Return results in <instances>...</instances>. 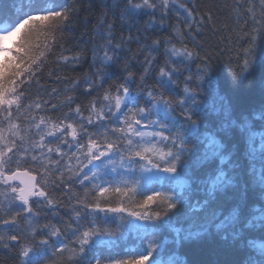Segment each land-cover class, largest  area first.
<instances>
[{
  "label": "trees",
  "instance_id": "obj_1",
  "mask_svg": "<svg viewBox=\"0 0 264 264\" xmlns=\"http://www.w3.org/2000/svg\"><path fill=\"white\" fill-rule=\"evenodd\" d=\"M52 2L56 3V10L52 8L48 12L61 8L70 9L71 20L63 26V32L57 33L54 39L49 38L45 41L42 36L39 38V50L44 52L43 57L39 60L40 70L32 77L30 83L17 86L16 94L20 98L19 110L14 105L11 118L6 119V111L0 115V128L3 129V143L15 144L20 149L10 167L16 169V161H19V169L28 170L31 168L38 178L41 175L44 176L51 194L50 198L56 201L55 208L44 210L45 208L38 207L39 223L50 222L63 227L73 215L70 209L76 204L77 197L83 198L84 189L79 183H75L65 195L64 186H56L60 183L57 178L63 174V178L72 183L68 178L71 176L72 170L79 167L80 161L84 157L80 155L79 160L74 157L69 158V153L61 158L57 157L55 152L48 153L47 147L33 148V144L40 140V133L46 130L43 125L37 129L35 122H39L41 116L48 123H59L61 119H64L69 112V105L66 101L68 95L74 97L71 107L74 108L79 104L84 114H88L86 109L98 93H86L84 88L87 82L94 79L96 73L101 70L100 60L94 64L92 53L95 50L101 57L103 56L100 45L105 44L108 38L105 31L107 24L113 25L111 37L113 43L123 41V47L117 50L116 63L103 67V75L106 78L104 87L108 88L115 82H122L127 73L132 72L134 76L130 81V86L135 95L141 83L140 76L143 72L141 65L144 67L142 60L147 55L145 49L153 47V40H159L160 45L156 53L153 54L156 57L153 68L144 81V86H153L157 69L165 63L160 49L164 42L161 43V41L167 39L165 43L173 42L170 47L182 46L181 43L179 45L176 42L178 38H174V28L180 27L181 33L184 32L181 25L184 23L186 14L181 9H176L175 14H169L163 27L160 26L159 21L149 27L150 17H147L146 20L144 18H142L143 20L132 19L130 22L134 23L129 22L130 27L129 24L125 26L126 23H123L121 18L124 0ZM186 2L189 5H196L193 9L195 18L197 21L203 20L204 23L202 25L193 23L192 35L195 36V40L187 32L182 35L183 39L186 37L191 39L190 43L183 42V44L192 49L199 57L184 63L189 65L192 73L197 72V64L211 63L213 71L209 75L212 84L208 82L209 77L206 76L196 87L194 99L189 94L185 107L189 109V114L196 121L195 131L191 134L186 131L192 127L191 121L184 119L179 109L175 108V103H173L175 110L169 118H159L167 123V129L173 135L181 136L185 141L186 150L181 153L180 161L177 164V175L184 179L187 178L190 185L187 187H181L178 184L173 186V182L169 180H164L162 183L156 181L154 184V191L161 189L160 193L169 196L176 203L173 210L162 214L158 219L160 224L164 223V225L158 226V239H160L161 245L162 242L165 243L163 248L173 255L169 262L175 259L180 264H264V255L247 245L249 237L264 235V231L258 226L264 222L254 221L253 227L244 230L237 240L232 239V233L240 231L239 228L234 229L229 226L220 231L215 229L219 219H222L223 215L227 214L234 205V193L238 188L246 192L242 217L245 223L247 219L264 212V189L259 186L256 180V177L261 174V170L264 169V109L261 110L264 106L262 104L264 102V61L260 59L264 52V40L259 38L262 30L261 17L264 14L260 12V3H251L248 0L245 3L240 0H186ZM237 3L244 5V10L237 9ZM12 5L14 14L16 8L21 9L19 3ZM35 8L29 6L26 12L20 11L19 14L22 13L23 16L32 14ZM105 13H107L106 16ZM102 18L106 19L107 23L101 27L98 26V23ZM259 23L261 26L258 30L256 25ZM197 28H200V31H196ZM251 36H257L253 55L250 57H256L253 70L246 77L236 78L244 62L245 50L251 47L249 44ZM143 41L147 42L146 48L142 44ZM45 44L48 45L47 48L44 47ZM141 48L144 52L140 50ZM63 56H78L79 62L65 64ZM12 63L13 59H10L8 66H11ZM185 74L186 70L179 78V86L173 89L177 99L184 96L182 88ZM212 76L214 77L212 78ZM73 81L79 82L74 88L71 86ZM221 96L230 102L232 118L237 121L238 125L244 126L243 130L239 127L224 130L223 108L220 109ZM142 102L143 99H140V103ZM97 103L99 104L101 101L97 99ZM36 104H40L41 107L36 108ZM53 104L57 106L55 109L52 108ZM253 106L255 111L250 112L249 109ZM257 116L260 118L257 119ZM77 123L79 122L77 121ZM11 124H15L17 127L12 129ZM67 139L70 140V137ZM210 139L216 140L222 147L217 148L215 144L210 146ZM81 142H85V140ZM45 143H50L54 149L59 145L64 151H68L66 145L54 137L45 136ZM25 149L28 151L26 152ZM33 153L40 158V164L31 160ZM48 157L51 159L49 160ZM57 160L62 162L57 165L54 163ZM116 160L119 161V154H117ZM57 168L60 171H57ZM136 168L138 166L131 170L135 172ZM93 170L99 171L103 179L98 182L103 183L106 187L114 189L116 186L128 184L129 187L135 189L133 193H129V197L118 196L114 190L109 191L105 197L99 200L102 207L117 206L121 200L126 207H132L134 201L138 202L149 195L148 187L140 186V182L138 185L137 175L127 176L120 172L123 174L113 176L109 172L110 168ZM131 170L128 172H132ZM216 174L218 176L223 174L226 181L232 180L233 183L222 184L210 193V189L218 177ZM88 187L91 189L92 186ZM179 187L181 190L177 193ZM89 199L91 200V197ZM0 200L3 199L0 197ZM162 207L163 205L159 203L155 206L156 209ZM80 211L85 212L82 223L99 230L100 234L94 236L96 240L103 234L108 238H106V242H91L92 244L85 248L84 253L75 261V264H97V261L103 264V260L113 258V255L117 260L119 256L117 251L121 250L124 241L118 237L123 232L116 226L118 224L115 218L102 223L100 218L94 214L95 212L88 213L87 209H80ZM53 213L57 214L53 215ZM33 219L35 220V218ZM167 224L180 227L181 230L190 227L195 230L193 232H199L202 235L178 236V233L175 235L170 227H167ZM32 226L34 225L24 221H21L20 224L22 230H27ZM0 234L7 235L3 230H0ZM72 235L71 232L66 233L63 242L69 243ZM225 235L228 236L227 241L224 240ZM114 241L115 243L111 246L109 243ZM56 245L57 242L53 240L50 242V246H42L33 254V258L39 257L44 264H49L52 248ZM118 260L120 262L132 259L122 260L119 257ZM116 262L111 264H118ZM0 264H15L14 254L0 252Z\"/></svg>",
  "mask_w": 264,
  "mask_h": 264
},
{
  "label": "snow or ice",
  "instance_id": "obj_2",
  "mask_svg": "<svg viewBox=\"0 0 264 264\" xmlns=\"http://www.w3.org/2000/svg\"><path fill=\"white\" fill-rule=\"evenodd\" d=\"M40 3L41 0H31L30 2L34 7H38ZM260 5V12L264 14V0H260ZM195 7V4L189 5L186 0H124L121 18L123 23H129L135 16L146 12L150 16L149 27L157 21L163 27L169 14H175L176 9H181L186 14L184 24L187 33L195 40V36L192 35L193 23L201 25L204 23L203 20H196L193 12ZM236 8L244 10V5L237 3ZM19 13L20 9L18 8L15 9V14L13 13L11 0H0V17L7 18L6 25L0 26V42L7 41L11 37H18L10 48L4 46L2 49L5 52L12 49L11 56L13 59L11 66H8V62L5 61V71L0 76V115L6 111V119L12 117L14 105L19 110L20 98L16 94L17 86L30 83L32 77L40 70L39 60L43 57L44 52L39 50V38L42 36L45 41L49 38L54 39L57 33L63 32V26L71 20V10L66 8L50 12H34L16 20L15 17ZM106 15L107 13H105ZM106 23V19L102 18L98 26L102 27ZM261 23L262 30L259 38L264 40V15L261 17ZM129 26L131 27L130 23ZM112 29L113 25L107 24L105 31L108 38L105 44L100 45L103 56L101 57L95 50L92 53L93 63L95 64L97 60H100L101 70L96 73L94 79L87 82L84 88L86 93H98L86 109L88 114H84L79 104L74 108L71 107L74 97L68 95L66 101L69 105V112L64 119H61L59 123H48L41 116L39 122H35L37 129L43 125L46 130L40 133V140L33 144V148L43 149L47 147L48 153L55 152V155L61 158L69 153V158L74 157L79 160L80 155L84 157L80 161L79 167L72 170V174L68 178L72 183L66 181L63 174L57 178L60 183L56 186H64L65 195L75 183H79L84 189L83 198L77 197L76 204L70 209L73 215L63 227L50 222L39 223L38 207L43 203L49 208H55L57 206L56 201L50 198L51 194L48 191L44 176L41 175L38 179L37 176L31 174L33 171L31 168L20 170L19 161H16V169L10 167L20 149L15 144L3 143V129L0 128V145H3L0 146V186H3L0 189V196L3 197V200H0V213H2L0 214V230L7 233L6 236L0 234V252L14 254L15 264H44L39 257L33 258V254L42 246H50V242L53 240L57 242V245L52 248L49 264H75L92 238L100 234L95 227L85 226L82 223L85 212H81L80 209H87L88 213L96 211L126 213L128 216L140 220H158L162 214H167L176 207V203L169 196L159 192L138 202L134 201L132 207H126L123 200L117 206L102 207L99 200L105 197L109 191L114 190L118 196L129 197V193H133L135 189L129 187L128 184L116 186L114 189L106 187L103 183L98 182L103 179L99 171L93 169L100 170L111 166V172L118 176L121 175L117 171L118 168L123 169V173H127L137 166L144 171L157 169L163 173H176L181 153L186 150L185 141L181 136L173 135L167 129L166 122L154 119L153 116L158 108L170 115L175 110L173 108V103H175V108L179 109L184 119L191 121L192 127L186 131L188 134L194 132L196 121L189 114V109L185 105L189 94L194 99L196 87L201 84L206 76L209 77L208 82L212 84L209 74L213 71V65L204 62L197 64L196 73L190 71L189 65L184 62H191L199 57L192 49L183 44L181 29L176 27L174 28V35L181 41L182 46L165 49L166 54L170 53V56L159 67L153 86H144V81L151 72L156 59L149 50L143 61L141 83L135 95L130 86V81L134 76L132 72H128L122 82H115L105 88L106 78L103 75V67L116 63L117 50L123 47V41L113 43L111 39ZM196 31H200V28H197ZM256 41L257 36H251L249 39L251 47L245 50L244 62L236 78L246 77L253 70L255 60L250 57L253 55ZM159 45V40L152 41L154 48H158ZM44 47L47 48L48 45L45 44ZM260 59L264 61V52H262ZM63 61L65 64H76L79 62V57L63 56ZM185 70H187V75H184L182 88L184 96L177 99L173 89L179 86V78ZM78 83V81H73L71 86L74 88ZM141 95H143L146 103H140L139 97ZM97 99L101 103L98 104ZM220 100L222 101L225 121L224 130L232 127H239L243 130L244 126L238 125L237 121L232 118L230 102L223 96L220 97ZM35 107L40 108L41 105L36 104ZM56 107L55 104L52 105L53 109ZM256 118L259 119L260 117L257 116ZM10 127L15 129L17 126L11 124ZM13 135L16 134L13 133ZM45 136L62 141L68 151H64L59 145L54 149L50 146L51 142L46 144ZM69 137L70 140L67 139ZM85 137L86 142H81ZM209 144L210 146L215 144L217 148L222 147L214 139H210ZM25 151L27 152L28 149ZM117 154H119V161L116 160ZM48 159L50 160L51 157ZM31 160L36 164L41 163L40 158L35 153L31 155ZM61 162V160H57L54 163L59 165ZM57 171L60 169L57 168ZM145 179L146 182L151 183L159 177L149 176ZM256 180L259 186L264 189V169L261 170V174L256 177ZM225 183L232 184L233 181H226L224 175L221 174L213 183L210 193ZM89 185L92 186L91 189L88 187ZM183 185L184 182H180V186L183 187ZM234 200V205L227 214L223 215L222 219H219L215 229L220 231L229 226L234 229L239 228L240 231L232 233V239L237 240L244 230L253 227L254 221L264 222V212L247 219L245 223L242 217L246 192L238 188L234 193ZM93 201L95 202L93 203ZM158 203L163 205L161 209L155 208ZM56 214L53 213V215ZM21 221L34 226L22 230L20 228ZM258 226L264 231V223ZM68 232L73 234L72 238L69 243H64ZM193 235L201 236L202 233L197 232ZM227 239L228 236L225 235L224 240L227 241ZM247 245L264 255V235L249 237ZM148 258V256H141L133 260L120 261L118 264H145ZM97 264L100 262L97 261Z\"/></svg>",
  "mask_w": 264,
  "mask_h": 264
},
{
  "label": "rangeland",
  "instance_id": "obj_3",
  "mask_svg": "<svg viewBox=\"0 0 264 264\" xmlns=\"http://www.w3.org/2000/svg\"><path fill=\"white\" fill-rule=\"evenodd\" d=\"M122 4H124V3H122ZM45 7H47V6L45 5ZM147 17H150L149 14L144 12V13H140L139 15L135 16L133 18V20H136V19L141 20L142 18H144V20H146ZM130 23H134V22H130ZM127 24H129V23H126L124 25L126 26ZM256 26L258 27V30H259V27L261 26V24L259 23ZM181 27L184 28V32L181 33V35H185L187 32V28H186L185 24L183 23L181 25ZM17 38L18 37H11L7 41L0 42V76H2L4 71H5V61H7L8 65H9L10 59H12V56H11L12 49H9L7 52H5L2 49L4 48V46L10 48ZM174 38L176 39L177 37L174 36ZM166 40L167 39H163V41H161V43L162 42H164V43H163V47L160 48L162 50V53H163L164 62L167 59V57L170 56V53L166 54L165 49L169 48L172 45L171 43H173V42H169V41H167L165 43ZM176 42L179 45L181 43V41L179 39H176ZM183 42L190 43L191 39L186 37L185 39H183ZM146 43H147L146 41H143V43H142L145 45L144 48L147 47ZM168 44H169V46H168ZM157 49L158 48H154V47H150L148 49H145L146 50L145 54L146 53L148 54L149 50H151L152 54H154V53H156ZM255 58H251V59H255ZM173 59H176V58H173ZM142 61H144V60H142ZM140 65H141V63H140ZM141 67L143 68L142 65H141ZM158 70L159 69H157V71ZM185 75H187V70H186ZM213 77L214 76H212V78ZM140 99H143V102L141 104L146 103L143 96L142 97L140 96ZM129 106H131V105H129ZM221 108H223L222 105H221L220 109ZM169 116L170 115H167L163 110L158 108L155 115L153 116V118L160 120L159 119L160 117H163L165 119V118H169ZM84 140L86 142V139H84ZM89 167H91V166H89ZM107 168L111 169V166H109ZM85 171H87V169H85ZM117 171L120 173V172H123V169L118 168ZM131 171L132 172L125 173V175H127V176L128 175H132V176L137 175L138 179H139V181L137 179L138 185L141 184L140 186H142V187L146 186V187L154 188V184L156 183V181H159L160 183H162L164 180H169V181L173 182L174 186L177 184V182H179V184H178L179 186H180V182H184L183 186H186V187L190 185L189 180L187 178L184 179V178L177 175V171L174 174H169V173H163L161 171H158L157 169H151L150 171H144L143 169H141L139 167L136 168L135 172L133 170H131ZM109 172L113 176L116 175L115 173H112L111 170ZM149 176H157V177H159V179L154 180L151 183H148V182H146L145 178L149 177ZM139 182H140V184H139ZM2 187L3 186H0V189H2ZM149 190L154 191V189H149ZM149 195H152V193H149ZM0 197L3 199L2 196H0ZM40 207L45 208L44 210H47V208H49L48 206H46V204H43V203L40 205ZM94 214L96 216H98V218H100L102 223L106 220H109V219L111 220V219L115 218V221H117V224H118L116 226L118 228H121V230L123 232V233H120L118 235V237H119V239H122V241H124V243L129 242L130 247L135 249L133 252V257L135 259L138 257H141V256H148L149 258L145 261V264H170L169 259L171 257H173V255H172V253L170 254V252H168L165 248H163L165 243L162 242V245H161V242H159L160 239H158V233L154 232L158 229V226H162V224L164 225V223L160 224V222H158V220H140V219H137L135 217L128 216L126 213H111V212L96 211ZM167 227L168 228L170 227V230L175 235H177V233H178V236L191 235V234H192L191 236H194L193 233H195V232L188 230V229L181 230L180 227H174L173 225H170V224H167ZM212 228H214V226H212ZM106 238H108V236L107 235L105 236L104 234L102 235L101 238H99L97 240L93 237L92 240L90 241L89 245H87L86 247H89L92 244L91 242H106ZM114 243H115V241L110 242L109 244L111 246H113ZM130 247H125L124 250H126ZM113 248H115V247H113ZM153 253L156 254V256ZM117 255H119L118 252H117ZM112 257L115 258L116 256L113 255ZM170 261L176 262L175 259L170 260Z\"/></svg>",
  "mask_w": 264,
  "mask_h": 264
},
{
  "label": "bare ground",
  "instance_id": "obj_4",
  "mask_svg": "<svg viewBox=\"0 0 264 264\" xmlns=\"http://www.w3.org/2000/svg\"><path fill=\"white\" fill-rule=\"evenodd\" d=\"M52 1L65 2L66 0H49V1L48 0H41V3L39 4V6L36 7L33 11L34 12H48V9L45 7L44 4H48V7H50L51 9L53 8L54 10H56V7H55L56 3L52 2ZM248 1H250L251 3H260V0H248ZM30 2H31V0H29V1L28 0H11L12 4L19 3V5L21 7V10L23 12H26V9H28L29 6L33 7V6H31ZM240 2L245 3L246 0H240ZM2 21L7 23V18L6 17H0V24L2 23ZM262 109H264V106L261 108V110ZM249 110H250V112H254L255 111V107L253 106ZM168 120L170 121L171 119H168ZM31 173L34 174L35 176H37L35 173H33V172H31ZM216 176H218V174H216ZM216 179H217V177H216ZM188 230L195 231V230L191 229L190 227L188 228ZM121 250L124 251L123 248H121ZM124 253L127 254V251L125 250ZM170 264H180V263L179 262H170Z\"/></svg>",
  "mask_w": 264,
  "mask_h": 264
}]
</instances>
